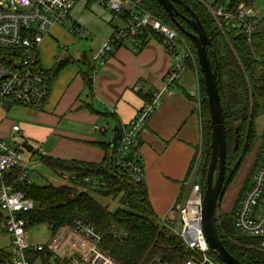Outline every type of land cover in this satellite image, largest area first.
Segmentation results:
<instances>
[{
	"label": "built area",
	"instance_id": "2783aa9c",
	"mask_svg": "<svg viewBox=\"0 0 264 264\" xmlns=\"http://www.w3.org/2000/svg\"><path fill=\"white\" fill-rule=\"evenodd\" d=\"M96 1L115 14L128 16L130 25L115 31L94 53L95 64H104L114 52L116 43L135 38L142 29L158 33L174 58L164 77V88L154 92L144 103L116 142L119 158L114 162L115 167L125 171L135 181L142 182L146 174L144 167L128 160L127 156L132 150L140 152L141 131L160 106L164 95L173 93V85L187 71L189 48L177 29L143 8L142 0ZM198 1L222 30L224 24L234 22L250 34L254 28L251 20L264 18V12L259 16L260 12L254 4L240 2L229 11L217 3L211 6L204 4V0ZM77 2L0 0V105H20L37 111L43 109L50 92L51 75L40 69L35 53H38L39 45L54 25L67 21L71 29H75L70 12ZM79 33L85 37L89 35L82 28ZM135 88L139 89V86ZM189 95L199 101L198 89L190 90ZM95 129L103 127L95 126ZM11 130L13 133L20 131V125H13ZM36 152L41 158L48 156L42 147ZM25 153L16 144L13 145L9 137L0 136V230L10 236L9 244L0 248V264H122L101 247L102 234L80 220L60 226L46 244L30 240L29 228L32 224L27 214L34 207V202L25 192L14 187L19 181H31L32 178L29 170L31 160L26 158ZM102 166L105 167V164L102 163ZM14 169H18V174L11 183L7 177L12 176ZM94 174L95 170L88 173L78 170L62 172L59 176L67 184H104ZM196 177L188 180L190 186L185 198L174 205L175 216L163 218L161 222L167 223L190 250L184 264H222L210 256L211 249L202 226L203 189L196 182ZM234 226L240 235L258 238L260 241L256 246L264 250V141L259 164L236 209ZM156 264L169 263L159 261Z\"/></svg>",
	"mask_w": 264,
	"mask_h": 264
},
{
	"label": "trees",
	"instance_id": "16d2710c",
	"mask_svg": "<svg viewBox=\"0 0 264 264\" xmlns=\"http://www.w3.org/2000/svg\"><path fill=\"white\" fill-rule=\"evenodd\" d=\"M90 1L95 2L96 0ZM183 2L194 10L207 34L212 38L208 49L209 60L212 69L217 74L227 138L226 173L222 199L229 185L234 181L243 158L249 154L258 140L256 122L264 111V18L251 20L254 28L250 34L242 27L235 25L234 22L228 25L224 24L222 30L201 2L198 0H183ZM240 2L254 4L253 0H231L226 10H234ZM216 3L224 6L225 0H217ZM142 6L177 29L189 44V55L186 62L188 69L196 71L198 75L202 119V164L196 182L204 189L211 152V122L196 46L178 29L167 11L156 0H142ZM174 6L177 10V14H175L177 21L185 28L194 31L186 19L190 16L189 11L181 3L174 2ZM123 18L128 20L126 15ZM151 37L162 42L159 34L151 29H142L134 39L142 47ZM125 42L122 40L116 43L114 49ZM35 54L40 69L49 73L52 78L56 77L62 67L70 62L88 63L87 75L91 70L86 55L74 61L70 58L59 61L52 69L45 70L41 65L38 53ZM85 79L87 80V76ZM236 129H238L237 132ZM237 134L239 135V145L235 149ZM16 147L31 156L36 153L34 148L29 152L22 144H16ZM102 147L106 155L101 163L90 164L58 160L48 156L42 157L40 162L50 171L58 174L78 170L88 173L95 170L96 174L94 175L103 180L104 184H92L91 182L43 184L35 182L31 178V181H19L14 185L15 189L25 192L34 202V207L27 214L31 224H47L54 232L64 224H73L80 220L92 225L102 234L101 247L109 251L122 264H156L160 260L169 264H184L189 258L190 250L167 223L161 222L157 218L149 200L145 180L137 182L125 171H119L115 167L114 162L119 158L116 144H102ZM242 147L243 152L240 159L238 156ZM196 156L190 165L188 176ZM260 158V156L256 158L235 199L232 211L220 214L218 208V230L224 245L231 254L245 264H264V250L256 246L260 240L240 235L234 226L236 209L244 191L251 182ZM127 159L144 167L141 154L137 150L130 151ZM102 163L105 164V167L102 166ZM17 174L18 169H14L12 176L7 177V181L13 183L12 179ZM186 194L187 188L182 187L178 201H182ZM95 196L117 199L120 206L111 210L108 205L101 204ZM210 256L214 260L226 264L213 251H210Z\"/></svg>",
	"mask_w": 264,
	"mask_h": 264
},
{
	"label": "crops",
	"instance_id": "0c3cea01",
	"mask_svg": "<svg viewBox=\"0 0 264 264\" xmlns=\"http://www.w3.org/2000/svg\"><path fill=\"white\" fill-rule=\"evenodd\" d=\"M122 20L127 21L123 16ZM122 24L114 32L127 28L130 22L128 26ZM173 60L163 41L151 37L142 47L130 38L115 48L104 64L89 60L88 75V63L78 61L81 66L71 69L70 64L75 62H70L56 77H51L50 92L42 110L28 108L24 118L17 119L14 105H0V136L11 140L19 137L22 143L37 141L52 159L101 163L106 155L102 144L111 143L115 128L124 129L154 92L164 88L163 80ZM137 85L139 89L135 88ZM194 89L200 90L198 75L187 69L173 85V93L164 95L140 133L139 150L149 200L160 220L175 216L174 205L182 187L189 184L190 165L201 146L200 103L189 95ZM15 124L20 125V131L13 133ZM263 141L257 142L255 160L261 157ZM243 185L244 181L232 191L234 196L224 198L219 207L222 213L232 211Z\"/></svg>",
	"mask_w": 264,
	"mask_h": 264
},
{
	"label": "rangeland",
	"instance_id": "374dc122",
	"mask_svg": "<svg viewBox=\"0 0 264 264\" xmlns=\"http://www.w3.org/2000/svg\"><path fill=\"white\" fill-rule=\"evenodd\" d=\"M217 0H204V4L207 5H215ZM88 4H86V0H78L77 4L74 6L72 11L70 12V19L75 25V29H71V25L69 22L65 21L62 23H58L50 28L49 33L44 37V41L39 45V58L42 64V67L46 70L52 69L59 61H62L66 58H71L76 60L78 55L81 56L85 53L92 63L94 52L98 50V47L107 41V38H110L111 34L114 32V29L121 27V22L128 26L130 22L127 20L123 22L122 16L115 14L110 9H108L105 5L99 3L98 1L92 2L87 0ZM255 8L260 12L259 16H262L264 12V0H253ZM231 3V0H225L224 8H227ZM122 24V25H123ZM85 29L88 31L89 35L85 37L81 33H79L80 29ZM184 38V37H183ZM185 39V38H184ZM185 45H189L185 40ZM71 69H76L80 67V63L76 62L70 64ZM13 109L16 110L15 117L17 119H23L24 113L28 110V107L14 105ZM33 110V108H30ZM264 112V111H263ZM264 113L260 115L256 122L258 140L255 145L252 147L249 154L243 158L241 167L234 178V181L229 185L226 190L224 196L221 199L220 205L225 201V197L228 195L234 196L235 193L232 191L237 186L245 180L252 169L253 164L255 163V159L253 158V154L257 149V142L264 139ZM20 121V120H19ZM22 140L19 137H16V140H11V143L15 145L22 144ZM34 148L37 150L39 147L43 146L41 143L37 141H29ZM201 147L194 161V165L189 174L191 180L194 179L198 175L199 169L202 164V153ZM243 147L238 157L242 156ZM28 158V154L25 153ZM41 157L36 152L33 156V160H31V165L29 167L31 177L35 182L38 183H53V184H63V180L58 173H54L50 171L42 162H40ZM240 161V160H239ZM198 178V177H197ZM190 183V181H189ZM190 184L187 186V192L189 190ZM233 193V194H231ZM238 196V194H237ZM97 200L103 204L108 205L111 210H115L120 206V203L117 199H113L111 197H97ZM230 197V198H231ZM225 198V199H224ZM220 207V206H219ZM220 214L222 213V207L219 208ZM30 240L39 243L46 244L53 234V230L47 224H38L32 225L29 228ZM10 236L9 234L2 232L0 230V248L5 247L9 244Z\"/></svg>",
	"mask_w": 264,
	"mask_h": 264
},
{
	"label": "water",
	"instance_id": "95a60500",
	"mask_svg": "<svg viewBox=\"0 0 264 264\" xmlns=\"http://www.w3.org/2000/svg\"><path fill=\"white\" fill-rule=\"evenodd\" d=\"M167 11L175 22L178 29L189 37L195 44L198 61L204 79L207 95L208 107L211 122V152L205 177V187L203 189L202 204V226L209 248L217 257L226 264H245L231 254L225 247L218 230V208L220 199L224 191L226 173L227 138L223 107L219 94L217 74L211 67L208 49L212 43V38L207 34L204 25L194 12V10L183 0H156ZM174 2L181 3L189 11L190 16L187 21L194 31L181 25L175 18L177 10ZM238 129H236V132ZM120 135V130L115 128L111 144L115 145ZM29 152L33 151V146L27 141L22 143ZM239 145V135L236 136L235 149ZM162 262V260H160Z\"/></svg>",
	"mask_w": 264,
	"mask_h": 264
}]
</instances>
